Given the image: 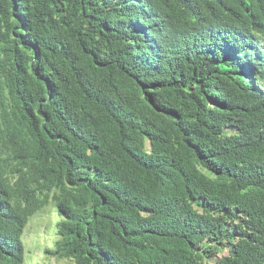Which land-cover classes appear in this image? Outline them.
Here are the masks:
<instances>
[{
	"label": "trees",
	"instance_id": "obj_1",
	"mask_svg": "<svg viewBox=\"0 0 264 264\" xmlns=\"http://www.w3.org/2000/svg\"><path fill=\"white\" fill-rule=\"evenodd\" d=\"M0 110L56 260L264 264V0H0Z\"/></svg>",
	"mask_w": 264,
	"mask_h": 264
},
{
	"label": "clouds",
	"instance_id": "obj_2",
	"mask_svg": "<svg viewBox=\"0 0 264 264\" xmlns=\"http://www.w3.org/2000/svg\"><path fill=\"white\" fill-rule=\"evenodd\" d=\"M148 23L149 25L154 26L155 29L160 28V30L158 31L159 40L163 39V41H168L171 38V35L167 36L166 33L168 30L171 32L173 27H171L166 22H162V20L159 17L154 15H152V17L149 16L146 24ZM150 31L153 32L152 29H150ZM146 34L148 33L146 32ZM153 34H157V33L153 32ZM3 119L4 116L3 115L0 116V131H2L3 129L2 126ZM18 157L19 156L17 154H14L12 151H8L7 149H5V147L2 144H0V186H2L6 191V193L8 194L10 203L21 211L22 213L21 217L26 218L22 226V231L19 237L16 233L7 234L4 237L3 243L12 246V254L14 256L21 255L22 256L21 264H24L25 252H26L25 245L23 242L24 231L27 228L26 235L28 240H31L35 230L38 229V230L46 231V228L42 229L39 226V224L31 223L32 220L28 224L29 220L34 216L38 217L42 215L49 204H52V206L56 209V212L58 214L59 211L52 199L53 194L51 191L47 202L44 200L43 194L41 192H38V194L31 193L28 184L22 179V174L25 171V165L18 161ZM59 222L60 221L56 223L55 239L57 238V234H58ZM46 251L47 249L44 250L43 253L46 254ZM53 259L55 258L53 257ZM33 264H46V263L40 261V262H35Z\"/></svg>",
	"mask_w": 264,
	"mask_h": 264
},
{
	"label": "rangeland",
	"instance_id": "obj_3",
	"mask_svg": "<svg viewBox=\"0 0 264 264\" xmlns=\"http://www.w3.org/2000/svg\"><path fill=\"white\" fill-rule=\"evenodd\" d=\"M34 217L29 220L28 224L32 220L31 223L39 224L42 229L46 228V231L37 229L33 233L31 240H28L26 228L23 234V242L26 249L24 264H33L40 261L46 264H52V262L53 264H67L66 260H56L53 259L51 255L43 253L44 250L53 248V241L56 237V223L60 221L62 217L56 212L52 204L46 207L42 215ZM226 253V250L222 252V254ZM220 255L221 254H218L217 256Z\"/></svg>",
	"mask_w": 264,
	"mask_h": 264
}]
</instances>
